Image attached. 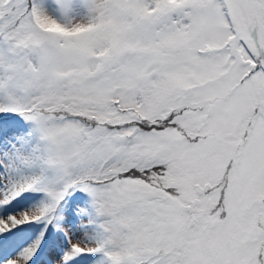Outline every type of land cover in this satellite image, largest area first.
<instances>
[{
  "label": "snow or ice",
  "instance_id": "snow-or-ice-1",
  "mask_svg": "<svg viewBox=\"0 0 264 264\" xmlns=\"http://www.w3.org/2000/svg\"><path fill=\"white\" fill-rule=\"evenodd\" d=\"M0 264H264V0H0Z\"/></svg>",
  "mask_w": 264,
  "mask_h": 264
}]
</instances>
